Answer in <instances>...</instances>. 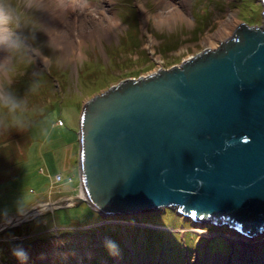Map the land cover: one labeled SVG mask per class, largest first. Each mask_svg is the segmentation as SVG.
Segmentation results:
<instances>
[{
	"label": "rangeland",
	"instance_id": "obj_1",
	"mask_svg": "<svg viewBox=\"0 0 264 264\" xmlns=\"http://www.w3.org/2000/svg\"><path fill=\"white\" fill-rule=\"evenodd\" d=\"M87 1L97 12H116L122 27L88 40L82 56L65 57L50 40L44 23L46 15L56 10L55 2L0 0V9L10 5L21 14L18 22L9 23L8 41H0V90L23 99L26 111L25 126L17 127L0 109V227L45 206L0 231V264H21L11 254L15 245L28 251L24 264L264 260V241L246 247L242 240L231 239H242L236 228L217 227L211 221L197 224L175 207L104 216L85 202L56 204L76 198L83 190L79 131L86 102L123 80L180 66L205 49L218 48L243 23L264 27L262 0H189L188 5L175 0L163 7L159 0ZM178 7L187 11L189 22L179 19L171 26L158 25V13L169 14ZM232 14L237 25L218 33ZM65 15L70 19L72 13ZM87 26L92 29L94 24ZM111 241L119 249L114 256L105 250Z\"/></svg>",
	"mask_w": 264,
	"mask_h": 264
},
{
	"label": "water",
	"instance_id": "obj_2",
	"mask_svg": "<svg viewBox=\"0 0 264 264\" xmlns=\"http://www.w3.org/2000/svg\"><path fill=\"white\" fill-rule=\"evenodd\" d=\"M79 142L85 197L59 207L85 202L104 216L175 207L196 222L224 219L258 234L264 27L243 23L216 49L94 96L82 109Z\"/></svg>",
	"mask_w": 264,
	"mask_h": 264
},
{
	"label": "bare ground",
	"instance_id": "obj_3",
	"mask_svg": "<svg viewBox=\"0 0 264 264\" xmlns=\"http://www.w3.org/2000/svg\"><path fill=\"white\" fill-rule=\"evenodd\" d=\"M51 1L56 3V10L46 15V17L44 18V23L47 26L50 40L54 43L56 48L62 52V54L65 57L69 56V54L71 53L79 57L82 56L83 45L87 44L88 40L94 41L97 38L101 39L102 36H109L111 35L110 29H113L114 31H116L118 28L122 27V22L118 18L116 12L113 11L112 13L113 15H110L109 12H105V11L97 12L96 11L97 9H95V7L91 4V2L87 0L85 1L84 0H51ZM174 1L175 0L173 1L159 0V3H160V6L163 7L164 5L170 4L171 2H174ZM188 2L189 0H184L185 5H188ZM66 11L67 13L68 12L72 13V15L70 16V19L69 18L66 19V15H65ZM144 15L147 20L150 19L149 13L145 12ZM155 17L157 19L159 26H163V25L171 26L174 22L176 23L179 19H181L182 21H188V22L190 21V16L187 13V11H185L184 8L179 9V7L176 8V10L174 9L173 11H171V13L169 14L168 13L166 14L165 12H160ZM89 23L94 24L92 29H90L87 26ZM237 23H238V20H237L236 15L232 14L229 20L222 22V27L218 33L222 34L225 31L228 32V30L236 26ZM150 43L153 45L155 41L152 40ZM80 182L82 184L81 175H80ZM79 196L85 197V191L82 190V193ZM44 207L33 209L32 214L35 215V213H38L39 211L43 210ZM180 214L183 216H186L182 213ZM29 215L30 214L27 213V215L20 217L19 219L18 218L14 219V220L22 221V219L29 217ZM186 217H189L192 219V217L190 216H186ZM214 220L212 221V219H208L206 221H203V223H206V222L208 223L209 221H211L213 224L217 225V227L225 224L229 226V228H232V229L235 228L231 226L229 223L224 222V219H223V224L218 223V222L215 223ZM194 222L197 223L196 221ZM235 230L236 232L239 233L240 238L242 239H239L238 237L237 238L231 237V239L232 240L236 239L239 241L242 240V242L245 244L246 247H249L250 245L257 246L259 242L264 241V230L260 231L258 234H255L254 236L248 235L237 229ZM243 238L245 240H243ZM247 257L249 256L247 255ZM220 258L221 257H218L215 264H221L220 261H222L223 259H220ZM222 258H225V257L222 256ZM243 260L246 261V259H243ZM234 262H235L234 264L236 263L238 264L236 260ZM244 263L245 264H264V260L259 261V263H253V260L251 262L248 261ZM244 263H240V264H244Z\"/></svg>",
	"mask_w": 264,
	"mask_h": 264
},
{
	"label": "clouds",
	"instance_id": "obj_4",
	"mask_svg": "<svg viewBox=\"0 0 264 264\" xmlns=\"http://www.w3.org/2000/svg\"><path fill=\"white\" fill-rule=\"evenodd\" d=\"M20 13L17 12L12 6L5 5L0 9V41L7 42L8 34L7 29L9 23L13 20L19 21ZM0 109H2L9 118V123L17 126L24 127L26 123L25 115V101L17 98L8 90H0ZM110 247L106 248L109 255H116L119 251L115 241L110 242ZM11 254L24 264L28 259V251L22 245H15L11 248Z\"/></svg>",
	"mask_w": 264,
	"mask_h": 264
},
{
	"label": "crops",
	"instance_id": "obj_5",
	"mask_svg": "<svg viewBox=\"0 0 264 264\" xmlns=\"http://www.w3.org/2000/svg\"><path fill=\"white\" fill-rule=\"evenodd\" d=\"M41 170H42V172H45V169H44V168H42ZM79 181H80V179H79ZM79 185H80V182H79L78 186H79ZM78 186H77V187H78Z\"/></svg>",
	"mask_w": 264,
	"mask_h": 264
},
{
	"label": "built area",
	"instance_id": "obj_6",
	"mask_svg": "<svg viewBox=\"0 0 264 264\" xmlns=\"http://www.w3.org/2000/svg\"><path fill=\"white\" fill-rule=\"evenodd\" d=\"M62 122V121H61ZM62 124H63V122H62ZM58 180H61L62 178H60V176H58V178H57Z\"/></svg>",
	"mask_w": 264,
	"mask_h": 264
},
{
	"label": "trees",
	"instance_id": "obj_7",
	"mask_svg": "<svg viewBox=\"0 0 264 264\" xmlns=\"http://www.w3.org/2000/svg\"><path fill=\"white\" fill-rule=\"evenodd\" d=\"M156 212V211H155Z\"/></svg>",
	"mask_w": 264,
	"mask_h": 264
}]
</instances>
